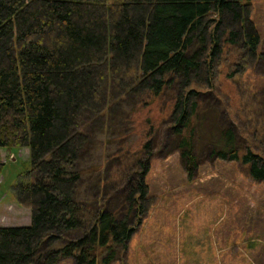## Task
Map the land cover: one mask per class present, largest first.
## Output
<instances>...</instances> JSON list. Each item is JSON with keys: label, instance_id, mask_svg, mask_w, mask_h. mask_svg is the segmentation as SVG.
<instances>
[{"label": "trees", "instance_id": "obj_1", "mask_svg": "<svg viewBox=\"0 0 264 264\" xmlns=\"http://www.w3.org/2000/svg\"><path fill=\"white\" fill-rule=\"evenodd\" d=\"M252 11L253 0H0V149L28 148L31 164L14 186L30 223L0 226V264L120 260L153 204L158 155L177 153L189 177L238 162L264 183Z\"/></svg>", "mask_w": 264, "mask_h": 264}, {"label": "rangeland", "instance_id": "obj_2", "mask_svg": "<svg viewBox=\"0 0 264 264\" xmlns=\"http://www.w3.org/2000/svg\"><path fill=\"white\" fill-rule=\"evenodd\" d=\"M252 18L264 47V0H253ZM255 85L264 88V80L256 78ZM154 106L161 118L162 102ZM135 126L139 132L141 125ZM119 130L117 125L112 136ZM135 133L132 142L141 136ZM0 161V226H27L30 210L17 203L14 186L31 169L29 150L0 149ZM146 181L153 204L112 264H264V183L252 180L240 163L204 161L189 177L177 153L158 155Z\"/></svg>", "mask_w": 264, "mask_h": 264}]
</instances>
